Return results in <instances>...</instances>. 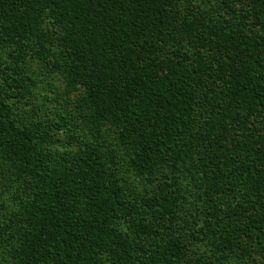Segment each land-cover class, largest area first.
<instances>
[{"label": "trees", "instance_id": "16d2710c", "mask_svg": "<svg viewBox=\"0 0 264 264\" xmlns=\"http://www.w3.org/2000/svg\"><path fill=\"white\" fill-rule=\"evenodd\" d=\"M0 264H264V0H0Z\"/></svg>", "mask_w": 264, "mask_h": 264}, {"label": "rangeland", "instance_id": "374dc122", "mask_svg": "<svg viewBox=\"0 0 264 264\" xmlns=\"http://www.w3.org/2000/svg\"><path fill=\"white\" fill-rule=\"evenodd\" d=\"M24 109H26V108H23V109H22V110H20V111H24ZM25 113H26V112H25ZM25 113H24V114H25Z\"/></svg>", "mask_w": 264, "mask_h": 264}]
</instances>
